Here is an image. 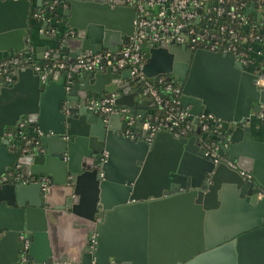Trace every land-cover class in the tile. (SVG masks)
Segmentation results:
<instances>
[{"label":"water","instance_id":"1","mask_svg":"<svg viewBox=\"0 0 264 264\" xmlns=\"http://www.w3.org/2000/svg\"><path fill=\"white\" fill-rule=\"evenodd\" d=\"M50 3L48 58L130 43L135 9L125 0H0V55H34L29 25ZM141 49L145 75L181 87L192 134L162 128L146 139L142 122L157 105L129 68L55 70L42 83L25 66L0 87V264L18 259L24 238L28 264H264V139L250 126L264 86L230 51L149 40ZM102 92L137 114L134 135L119 115L88 108ZM208 113L223 121L215 141L234 166L204 154L198 119ZM22 130L32 136L25 150Z\"/></svg>","mask_w":264,"mask_h":264},{"label":"built area","instance_id":"2","mask_svg":"<svg viewBox=\"0 0 264 264\" xmlns=\"http://www.w3.org/2000/svg\"><path fill=\"white\" fill-rule=\"evenodd\" d=\"M252 2L255 8L248 12L247 8ZM125 3L135 9L134 29L128 45L120 49L103 48L93 53L78 54L70 61L48 58V54L39 60L21 50L9 51L0 55V87L11 85L16 80L17 69L25 66H31L39 74L42 83L55 70H90L105 65H113L118 69L129 68L130 77L139 82L142 94L157 105L156 110L142 122V128L147 130L146 139L150 141L154 133L162 128L179 137L190 135L193 127L192 115L179 101L181 87L164 74L151 78L143 72L145 53L141 45L146 40L154 43L174 42L193 49L230 51L240 68L256 74L254 83L264 86V34L251 29L247 16L258 9L264 18V0H125ZM51 7L50 3L38 9L34 15L44 19V13ZM87 105L106 117L119 115L123 121V132L134 135L137 114L132 112L130 106L115 102L113 94L90 97ZM251 116L256 117L258 124L264 125L262 103H258ZM198 124L203 134L212 138L211 141L202 138L204 154L211 156L214 161L226 160L234 166L231 160L219 154L220 145L215 141L223 121L213 113H208L200 115ZM36 131L42 132L39 128ZM6 133L12 134V131L9 129ZM16 138L22 150L32 141V136L24 130L17 133ZM239 171L246 179L254 178L248 170ZM6 176L3 174L1 178L6 179ZM89 239L90 242L95 241V232ZM28 245V239L24 238L18 259L12 264H28Z\"/></svg>","mask_w":264,"mask_h":264},{"label":"crops","instance_id":"3","mask_svg":"<svg viewBox=\"0 0 264 264\" xmlns=\"http://www.w3.org/2000/svg\"><path fill=\"white\" fill-rule=\"evenodd\" d=\"M258 13H262V12L260 10L256 9V16H257ZM45 27L46 26H44L43 19H37L35 22H31L30 25H29V28L31 29V32H32V34H31L32 35V38L35 40V43L32 45L33 50H34L33 51V54H34V57L37 58V59H39V60L45 58V56L50 51V47H47V48H44L43 47V46H45V44L48 41L47 39L49 38V36H48L49 34H47L49 32H47V30L43 31ZM49 77L50 76H48V78ZM129 82H134V80L130 77V81ZM104 93L105 92H102L99 95H102ZM143 96H145V95H143ZM145 97L148 99V102L149 103H152V104L154 103L153 100H151L147 96H145ZM147 109L150 110L151 107H148ZM155 110H156V108H155ZM113 123L116 124V125H118V121L117 120H114ZM250 126H251L252 135L254 137H256V117H252L251 118V120H250ZM192 127H193V125H192ZM192 133H193V130L191 131L190 134H192ZM199 137H200V139H202L203 137L204 138L206 137L205 134H203V132L201 130H200V136ZM259 139H264V137H262V138L259 137Z\"/></svg>","mask_w":264,"mask_h":264},{"label":"trees","instance_id":"4","mask_svg":"<svg viewBox=\"0 0 264 264\" xmlns=\"http://www.w3.org/2000/svg\"><path fill=\"white\" fill-rule=\"evenodd\" d=\"M263 12H264V9H263ZM247 16H248V20L250 22L251 29L254 32L264 34V18L256 16V13H254V12L248 13Z\"/></svg>","mask_w":264,"mask_h":264},{"label":"flooded vegetation","instance_id":"5","mask_svg":"<svg viewBox=\"0 0 264 264\" xmlns=\"http://www.w3.org/2000/svg\"><path fill=\"white\" fill-rule=\"evenodd\" d=\"M264 125L258 124L256 120V137L257 138H262L264 137Z\"/></svg>","mask_w":264,"mask_h":264},{"label":"rangeland","instance_id":"6","mask_svg":"<svg viewBox=\"0 0 264 264\" xmlns=\"http://www.w3.org/2000/svg\"><path fill=\"white\" fill-rule=\"evenodd\" d=\"M9 50H3L2 51V54H6ZM150 112H154L155 111V108L154 107H151V109L149 110ZM264 128V127H263Z\"/></svg>","mask_w":264,"mask_h":264}]
</instances>
